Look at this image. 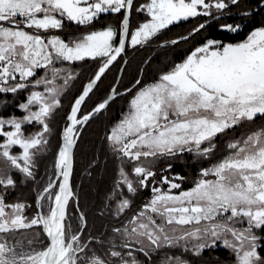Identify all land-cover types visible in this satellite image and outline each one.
I'll use <instances>...</instances> for the list:
<instances>
[{
	"label": "snow or ice",
	"instance_id": "obj_1",
	"mask_svg": "<svg viewBox=\"0 0 264 264\" xmlns=\"http://www.w3.org/2000/svg\"><path fill=\"white\" fill-rule=\"evenodd\" d=\"M231 8L250 20L264 11V0L258 9L244 0H0V264H155L161 253L159 264H192L187 256L220 246L232 253L233 264H264V236L257 233L264 232V126L229 139L225 155L202 167L189 189L182 188L185 177L157 179L155 170L160 159L184 153L210 161L219 137L264 118V22L235 43L206 39L152 83L136 80L126 90L128 110L106 136L121 162L109 197L119 226L105 239L88 236L85 214L78 213L74 227L69 213L78 126L118 95L113 89L82 112L106 70L126 47L147 45L190 19H225ZM134 12L146 18L131 30ZM101 14L120 16L118 27L72 38L59 34L66 22L87 26ZM206 27L200 23L167 43L187 42ZM243 27L219 25L227 33ZM87 60L99 61L97 71L71 105L55 153V179L47 180L29 214L32 206L10 202L8 192L17 187V174L36 181L53 118L78 75L71 65ZM21 93L23 102L12 105L21 115L8 113L4 97ZM149 187L151 199L128 216L131 197Z\"/></svg>",
	"mask_w": 264,
	"mask_h": 264
},
{
	"label": "trees",
	"instance_id": "obj_2",
	"mask_svg": "<svg viewBox=\"0 0 264 264\" xmlns=\"http://www.w3.org/2000/svg\"><path fill=\"white\" fill-rule=\"evenodd\" d=\"M138 0H136L137 2ZM246 6L257 8L259 0H244ZM228 12H237L231 8ZM137 15L138 20L135 21ZM144 13H133L131 17V30H133L140 21L145 20ZM121 17L114 14H101V16L91 25H77L73 22H66L65 28L59 34L63 38H72L79 36L87 31L101 30L105 26L118 27ZM208 17H198L190 19L179 24L170 26L164 30L158 37L154 38L147 45L127 47L126 56L128 62L124 68L121 80L117 86L118 95L112 100L108 107L85 125L78 139L74 153V172L72 177V186L74 197L70 201L69 213L72 217L73 226L78 221V213L82 211L86 218L88 227L86 235L105 239L111 235V228L119 226L120 219L113 215L115 203L109 197L113 188L114 180L120 166V161L113 155L107 142L106 136L111 128L122 118L128 110V102L131 94H126V90L132 88L136 80H140L142 85L154 82L162 72L170 70L176 63H180L189 52L196 46L202 44L206 39H220L225 43H235L244 39L248 33L260 23L264 22V11H257V15L250 20H243L241 17L226 16L219 21H211L207 27L200 33L192 37L187 42H180L177 45L167 43L179 36L187 35L192 28L208 20ZM137 22V23H136ZM222 23H242L244 27L239 33L221 32L219 25ZM125 60L121 55L117 61L103 75L95 89L90 93V98L82 106V112H90L96 105L103 102L109 95L112 87L115 85L120 68ZM99 61L87 60L76 62L71 68L78 73L76 79L70 83L68 90L62 99V107L54 116L52 121L53 133L50 137L48 150L40 155L37 160L36 181L25 180L20 174H17V187L8 192L9 201L21 200L27 202L32 208L35 207V199L39 195L43 186L49 178L55 179L53 168L55 153L61 144V135L66 125V116L70 111L74 99L81 93L84 85L93 78L97 71ZM139 87V86H137ZM26 93H21L19 99L8 95L4 99L9 101L8 113L21 115L20 110L12 107L19 102H23ZM256 121L260 122V119ZM256 124V123H255ZM35 129H30L34 131ZM247 124L230 130L226 136L217 139L218 150L210 161H205L195 157L191 153H184L173 158H162L157 161L155 170L159 175H180L185 177L182 183L183 189L192 187L194 179L199 175L202 167H209L216 159L225 155L224 146L229 139L246 132ZM171 164V169L168 165ZM160 186V185H156ZM166 187V186H165ZM152 196L151 188L141 189L136 196L131 197L133 207L128 211L130 216L138 210ZM127 219V216L123 217ZM258 235L264 236V232L257 230ZM264 248V241H262ZM161 253L160 255H162ZM264 255V251H261ZM160 255L154 256L155 264H159ZM187 256V254H185ZM211 255L215 257L213 264L226 263L229 252L222 246L206 251L201 257L187 256L192 264H200L202 258Z\"/></svg>",
	"mask_w": 264,
	"mask_h": 264
},
{
	"label": "water",
	"instance_id": "obj_3",
	"mask_svg": "<svg viewBox=\"0 0 264 264\" xmlns=\"http://www.w3.org/2000/svg\"><path fill=\"white\" fill-rule=\"evenodd\" d=\"M256 9H258V7H257ZM258 10H259V9H258ZM225 16H232V17L235 16V17H238V15H236V12H227V13H225ZM211 21H213V20H212L211 18H209V19L206 20L204 23L209 24ZM130 27H131V19H130ZM126 53H127V47H126L125 52L121 54V55L125 56V60H124L122 66H121V68H120V71H119V74H118V77H117L116 83H115V85L112 87V89H111V91H110V93H109V95H108V97H107L106 99H108L109 96H112V95H113V91H112L113 89H116V90H117V86H118V84H119V82H120V80H121V77H122V74H123L124 68H125V66H126V64H127V62H128V58H127V56H126ZM118 58H119V57H118ZM112 65H113V64H112ZM112 65H111V66H112ZM111 66H110V67H111ZM110 67H109V68H110ZM107 71H108V70H106V72H107ZM106 72H105V73H106ZM102 77H103V76H102ZM88 82H89V81H88ZM88 82H87V83H88ZM87 83H86V84H87ZM98 83H99V81L97 82V84H98ZM86 84H85L84 86H86ZM94 89H95V88H94ZM115 97H116V95H115ZM106 99H105V100H106ZM112 100H113V99H112ZM112 100L109 101V104L112 102ZM73 103H74V101H73ZM73 103H72V104H73ZM109 104H108V105H109ZM107 107H108V106H107ZM107 107H106V108H107ZM106 108H105V109H106ZM105 109H104V110H105ZM104 110H102V111H104ZM102 111H101V112H102ZM69 112H70V111H69ZM101 112H100V113H101ZM100 113H97V114H95V115H98V114H100ZM90 120H91V119H90ZM90 120H89V121H90ZM89 121H88V122H89ZM88 122H87V123H88ZM87 123H86V124H87ZM86 124H84V125H82V126H78V127H79V137H80L81 132H82V130H83V128L85 127ZM79 137H78V139H79ZM78 139H77V142H78ZM61 143H62V139H61ZM76 145H77V144H76ZM75 148H76V147H75ZM75 148H74V150H73L74 153H75ZM73 172H74V160H73ZM72 177H73V173H72ZM72 177H71V185H72ZM72 188H73V186H72ZM73 192H74V191H73Z\"/></svg>",
	"mask_w": 264,
	"mask_h": 264
},
{
	"label": "rangeland",
	"instance_id": "obj_4",
	"mask_svg": "<svg viewBox=\"0 0 264 264\" xmlns=\"http://www.w3.org/2000/svg\"><path fill=\"white\" fill-rule=\"evenodd\" d=\"M144 2V0H138L137 1V5H139L140 3H143ZM258 7V6H257ZM145 14V13H144ZM146 15V14H145ZM139 16L137 15V17H136V19H135V21H137L139 18H138ZM142 22H144V20L143 21H140V23H142ZM137 23V22H136ZM139 23V24H140ZM204 23V22H203ZM135 29V28H134ZM133 29V30H134ZM243 40V39H242ZM241 41V40H240ZM255 123L256 124H247V129H249V130H251V129H254V128H258V127H260V126H264V118H261V121L260 122H258V121H255ZM249 130H247L246 132H248ZM246 132H244V133H246ZM171 177V176H170ZM189 189V188H188ZM186 190V189H185ZM151 199V198H150ZM149 199V200H150ZM29 214H33L32 212H31V210L29 211ZM228 252H229V257H228V259H227V261H226V263H229V264H233V255H232V253L228 250V249H226ZM174 251H177V250H174ZM208 251H210V250H208ZM204 254V253H203ZM203 254H202V256H203ZM214 260H215V257L214 256H211V255H207V256H205V257H203L202 258V262H199L200 264H213V262H214Z\"/></svg>",
	"mask_w": 264,
	"mask_h": 264
},
{
	"label": "flooded vegetation",
	"instance_id": "obj_5",
	"mask_svg": "<svg viewBox=\"0 0 264 264\" xmlns=\"http://www.w3.org/2000/svg\"><path fill=\"white\" fill-rule=\"evenodd\" d=\"M68 23H71V22H68ZM62 37V36H61ZM63 38V37H62Z\"/></svg>",
	"mask_w": 264,
	"mask_h": 264
},
{
	"label": "crops",
	"instance_id": "obj_6",
	"mask_svg": "<svg viewBox=\"0 0 264 264\" xmlns=\"http://www.w3.org/2000/svg\"><path fill=\"white\" fill-rule=\"evenodd\" d=\"M182 61H183V60H182ZM182 61H181V62H182Z\"/></svg>",
	"mask_w": 264,
	"mask_h": 264
}]
</instances>
